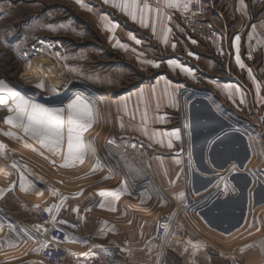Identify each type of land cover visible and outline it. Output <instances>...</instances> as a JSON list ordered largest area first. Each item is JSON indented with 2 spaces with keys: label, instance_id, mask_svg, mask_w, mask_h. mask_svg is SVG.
<instances>
[{
  "label": "crops",
  "instance_id": "1",
  "mask_svg": "<svg viewBox=\"0 0 264 264\" xmlns=\"http://www.w3.org/2000/svg\"><path fill=\"white\" fill-rule=\"evenodd\" d=\"M27 1L42 7L40 31L52 34L47 41L54 38L46 47L57 49V69L71 74L76 92L98 104L100 119L86 136L95 142L100 164L88 155L82 163L63 167V159L47 149L43 155L32 151L33 168L41 164L35 159L46 160L48 193L37 181L21 191V198L39 212L46 203L60 205L66 198L55 213L80 222L82 231L70 236L88 241L70 239L65 247L70 255L99 253L113 264H251L254 251H264V0H192L187 13L165 9L171 20L162 19L155 34L151 21L142 27L104 0H83L85 7L77 0ZM191 6L218 23L222 33L194 37L185 22L193 15ZM105 13L118 23L114 31L106 29ZM165 26L171 28L167 43ZM237 34L243 68L236 60ZM54 52L45 53L52 59ZM169 61L191 74L170 67ZM142 88L144 99L138 95ZM146 101L148 123L143 125ZM174 129L181 139L172 138L168 148V137L160 134ZM161 138L164 143H157ZM125 181L128 191L114 202L99 195ZM162 221L168 234L157 240L155 229Z\"/></svg>",
  "mask_w": 264,
  "mask_h": 264
},
{
  "label": "rangeland",
  "instance_id": "2",
  "mask_svg": "<svg viewBox=\"0 0 264 264\" xmlns=\"http://www.w3.org/2000/svg\"><path fill=\"white\" fill-rule=\"evenodd\" d=\"M40 9L42 7L37 1L0 0V79L15 86L22 94L35 96L40 103L60 105V102L67 103L77 93L75 85L71 83L74 77L58 68L64 76V91L59 93V89L57 91L53 88L45 77H43L45 88L37 89L36 83L26 70L27 63L31 59L39 55L50 58L45 52H54L56 49L52 48L50 51L47 48L49 47L47 44L54 41V38L47 41L51 33L40 31L43 27L41 23H44L43 20H38ZM54 55L55 52L52 60L56 63ZM7 115V108L0 106V129L5 131L10 128L4 122ZM11 130L19 132L18 129ZM19 134L23 135L22 132ZM0 143L5 145L6 151V158L0 157V189H4L0 200L5 196L1 205L6 206L0 207V264H46L41 258V248L48 240L44 229L49 227V223L41 219L40 212L28 199L21 198L27 191L25 189L37 181L48 193L47 167L44 166L46 160L35 159L41 164L39 168H33L31 158L32 151L41 152L44 148L28 137H24V141H21L6 137L2 133H0ZM31 143L33 146L30 147ZM13 161L16 162V167H13ZM21 173L25 177L24 188L20 186ZM5 176H11L12 180L5 182L3 179ZM21 191L25 192L22 194ZM37 225H43L39 232ZM254 230L258 235L260 232L258 224H255ZM252 259L251 264H264V251H254Z\"/></svg>",
  "mask_w": 264,
  "mask_h": 264
},
{
  "label": "snow or ice",
  "instance_id": "3",
  "mask_svg": "<svg viewBox=\"0 0 264 264\" xmlns=\"http://www.w3.org/2000/svg\"><path fill=\"white\" fill-rule=\"evenodd\" d=\"M192 0H158V4L156 7H153L148 0H104V3H111L113 7L118 8L123 11L127 16H129L133 21L141 24L142 27H149V21H151V27L153 34L156 33V26L158 23L162 21V19L166 18L168 21L171 20V15H169L165 9H179L182 8L185 13L189 11V6ZM77 3L81 5V7H85L83 0H77ZM91 10V8H89ZM102 19H105L107 22L105 27L109 31H114L119 25L117 22L111 20L108 17V14H104ZM50 30L57 31L59 30L55 26L49 25ZM61 28L65 27L63 25ZM163 42L167 43V36L171 32L170 27H164L163 29ZM130 39L134 40L136 44H140L141 41L135 37V35L130 34ZM240 36L239 34L235 35L234 41L237 46V56L236 60L238 65L243 68L245 65L241 62L240 56L238 54ZM117 44L120 47H125L123 43L117 41ZM173 48H175V44H173ZM190 55H194L193 53H189ZM146 63L151 64L153 67H159V63L153 60H147ZM169 66L172 68H180L181 71H185L188 74H191V70L179 65L176 61H169ZM74 70V69H73ZM254 83H256L257 92H259L260 85L253 78ZM37 89L45 88V78H42L38 83L35 84ZM230 86H225V90L228 91ZM153 96L155 95V87L151 89ZM236 91L239 92V87L236 88ZM145 89H140L138 95L144 99L145 98ZM165 93L168 97V101L170 104L175 106V96L174 94L168 92L167 88L165 89ZM241 103H243V97L241 96ZM0 106L6 107L8 111V115L5 117V124L9 125V130L5 131L0 129V133L4 136L9 137L15 140L24 141V137L30 138L36 144L41 145L44 149H47L50 153L60 156L64 163L63 167H68L69 165L75 164L77 162H83L84 159L88 155H93L96 159L97 165L100 164V159L96 156V146L95 142L86 136V133L89 129L93 127L100 119V112L98 108V104L96 101L88 99L82 93H76L74 96L67 101V103L60 102V105H49L40 103L37 101L35 96L22 94L21 91H18L17 88L7 81L0 79ZM125 108L127 105H124ZM159 107V102H157V108ZM134 118V116H133ZM141 123L143 125H147L148 123V105L147 101L145 102V108L142 114ZM121 127L124 125L121 123ZM11 129H18L19 132L13 131ZM144 134L148 135L147 127L143 128ZM23 133L20 135L19 133ZM156 135L155 132L152 134ZM161 137H168L167 147L172 148V138L175 140L181 139V133L179 129H174L171 132H165L160 134ZM189 135H191L189 133ZM26 142V141H25ZM157 143H164L163 138L156 141ZM109 145L114 144V140L108 141ZM30 147L32 145H29ZM135 149V145L131 146ZM34 150H37L34 148ZM41 155L44 153L41 152ZM0 157L6 158L5 145L0 143ZM55 163V161H52ZM179 163V160H177ZM16 162L13 161V167H16ZM235 167V166H233ZM138 171V170H137ZM128 173H126L127 175ZM179 175V174H177ZM24 174L20 175V186L24 188ZM223 181L224 178L221 177ZM15 186V185H13ZM219 186V185H217ZM29 187H33V185H29ZM12 189L10 188L9 191ZM27 190V189H25ZM227 183L224 184L225 193L228 192ZM234 190V189H233ZM128 191L127 182H122L121 186L112 189V190H104L100 191L99 195L102 198H105L108 203H112L116 200V198ZM4 194V189H0V196ZM56 191H53V195H56ZM130 194V193H129ZM108 198H111L110 200ZM185 198V193L180 192L178 195V199L183 200ZM66 198L61 200L60 205H52L44 211L48 212L50 215L54 210L58 211L59 208L63 205V201ZM101 207L105 206L104 202H101ZM111 210H115L112 208ZM74 211H78L74 209ZM53 225L56 223V217L52 216ZM59 223H66V221H60ZM106 223V222H105ZM43 227V225H37V231ZM72 227H75L73 225ZM47 231V229H44ZM167 229H165V235H167ZM56 239V237H53ZM65 240H73L76 242L88 243L86 239H82L80 237L70 236L65 234ZM191 244V240H189ZM196 244L203 247L204 244L201 241H196ZM43 247H47V244H44ZM95 247V246H94ZM107 251V250H105ZM187 251V249H185ZM196 254L194 249L193 255Z\"/></svg>",
  "mask_w": 264,
  "mask_h": 264
},
{
  "label": "built area",
  "instance_id": "4",
  "mask_svg": "<svg viewBox=\"0 0 264 264\" xmlns=\"http://www.w3.org/2000/svg\"><path fill=\"white\" fill-rule=\"evenodd\" d=\"M193 15L188 17L185 21L187 25L189 24L191 33L194 37L199 39L205 38L210 39L215 37L217 32L222 33L218 23H215L211 20H205L204 18L197 15V9L195 6H191ZM219 192V190H218ZM52 206L51 203H46L40 209L41 219L49 223L47 228L46 235L48 237L47 247L41 248V258L46 264H113V260L109 257L102 256L99 253H82V254H73L70 255L65 249L69 240H65V234L70 235V233H79L82 231V226L80 222L75 220H69L65 217L59 216L58 213H55V210L50 215L44 209ZM52 216L56 217V223L53 225ZM60 221H66V223H59ZM75 225V227H72ZM166 223L158 224L155 229V238L157 240H163L165 235ZM56 237V239H53Z\"/></svg>",
  "mask_w": 264,
  "mask_h": 264
},
{
  "label": "bare ground",
  "instance_id": "5",
  "mask_svg": "<svg viewBox=\"0 0 264 264\" xmlns=\"http://www.w3.org/2000/svg\"><path fill=\"white\" fill-rule=\"evenodd\" d=\"M27 64L26 70L29 72V77L35 83L45 77L53 88L57 89V91L59 89V93L64 91V76L61 71L57 69V64L51 57L48 58L39 55L31 59ZM45 239H47V237Z\"/></svg>",
  "mask_w": 264,
  "mask_h": 264
}]
</instances>
